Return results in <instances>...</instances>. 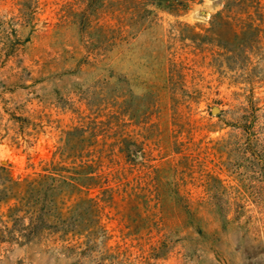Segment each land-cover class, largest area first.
Returning a JSON list of instances; mask_svg holds the SVG:
<instances>
[{
	"label": "rangeland",
	"instance_id": "rangeland-1",
	"mask_svg": "<svg viewBox=\"0 0 264 264\" xmlns=\"http://www.w3.org/2000/svg\"><path fill=\"white\" fill-rule=\"evenodd\" d=\"M0 167L90 226L0 264H264V0H0Z\"/></svg>",
	"mask_w": 264,
	"mask_h": 264
},
{
	"label": "trees",
	"instance_id": "trees-1",
	"mask_svg": "<svg viewBox=\"0 0 264 264\" xmlns=\"http://www.w3.org/2000/svg\"><path fill=\"white\" fill-rule=\"evenodd\" d=\"M157 5H171L175 0H153ZM0 203L9 199L13 194V189L18 186L11 178L7 176V170L0 167ZM55 180L50 176L45 179L32 183L24 196V205L11 208L7 214V220L3 221V228H0V242H31L38 234L50 231L51 235L62 233L67 235L71 232L84 231L79 228L85 227L80 217H86L81 209L86 202H81L78 207L71 212V216L66 218L60 212L57 199L59 197L58 188L55 186ZM87 210H92L88 205ZM92 212V211H91ZM84 214V215H83ZM73 218V219H72ZM80 218V219H78ZM48 219V220H47ZM51 219V220H50ZM87 219L92 216L87 215ZM73 220V221H71ZM96 221L91 220V225L95 226ZM72 224L71 228L67 225ZM90 227V226H88ZM93 233V231H91Z\"/></svg>",
	"mask_w": 264,
	"mask_h": 264
},
{
	"label": "water",
	"instance_id": "water-1",
	"mask_svg": "<svg viewBox=\"0 0 264 264\" xmlns=\"http://www.w3.org/2000/svg\"><path fill=\"white\" fill-rule=\"evenodd\" d=\"M217 113V110H214V114Z\"/></svg>",
	"mask_w": 264,
	"mask_h": 264
}]
</instances>
